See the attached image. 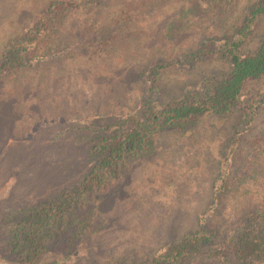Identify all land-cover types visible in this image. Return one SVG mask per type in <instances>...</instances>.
<instances>
[{
    "label": "rangeland",
    "instance_id": "374dc122",
    "mask_svg": "<svg viewBox=\"0 0 264 264\" xmlns=\"http://www.w3.org/2000/svg\"><path fill=\"white\" fill-rule=\"evenodd\" d=\"M74 1L78 9L50 22L38 20L51 0H0V67L1 55L37 22L44 23L45 33L33 54L50 55L0 73V191L9 187V197L0 205V254L10 261L20 258L7 254L8 216L50 197L74 194L92 162L90 147L113 134L121 116L135 112L141 118L150 94V102L163 107L229 72L226 60L212 54L184 68H168L152 93L140 76L156 60L192 53L203 38L215 49L240 24L247 0L236 5L218 1V9L197 19L181 17L188 0H96L90 7L93 0ZM263 38L261 18L242 51L253 52ZM96 114L100 116L91 118ZM49 118L62 121L37 132L38 123ZM151 142L149 152L126 157L115 194L112 188L105 194L75 195L79 201H73L71 216L66 214V231L48 244L45 259L73 256L71 264L149 261L200 230L199 219L208 213L213 188L223 175L229 191L208 223L215 231L213 244L223 243L224 259L197 255L179 264L238 263L226 241L241 233L247 220L250 224L264 216V78L245 86L229 115L156 133ZM28 143L30 151L19 150L22 155L16 151L14 157L8 150ZM71 158L79 159L82 169L67 180L37 178L38 169L47 171L50 160ZM24 162L29 167L21 169ZM48 184L54 186L52 195H32L35 185L41 192ZM76 231L80 235L72 240Z\"/></svg>",
    "mask_w": 264,
    "mask_h": 264
},
{
    "label": "trees",
    "instance_id": "16d2710c",
    "mask_svg": "<svg viewBox=\"0 0 264 264\" xmlns=\"http://www.w3.org/2000/svg\"><path fill=\"white\" fill-rule=\"evenodd\" d=\"M218 1L223 0H188L186 8L181 10V17L197 19V16L205 12L211 13L212 10L219 8ZM238 1L225 0V3L231 5L234 2L236 5ZM95 2L96 0H93L87 3V6L90 7ZM245 6L246 10L240 24L236 26L233 33L220 41L215 49L212 50L206 41L207 39L203 38L192 53L188 52L185 56H179L169 62L156 60L144 68L140 76L143 78V85L152 93L157 89L162 74L168 68H184L197 58L209 57L212 54H218L226 60L229 72L217 81H204L196 90H188L179 100L170 102L163 107L157 106V104L156 106L153 105L154 102L151 103L153 96L151 97L150 94L146 102L148 104L142 105L147 107L143 108L141 118L137 117L135 112H129L124 117L121 116L117 121L116 125L119 127H116L115 132L102 137L90 147L89 158L92 159V162L86 168L85 177L79 182L74 194L71 195L70 193V197H67L65 193L54 199L50 197L49 201L37 204L30 209H22L23 213L21 214L12 212L8 216L7 226L10 221L12 224L9 228L11 237L7 242V254L9 251V255H17L20 261H10L0 254V264H71L70 258L73 256L45 259L47 255L45 253L48 252L47 246L54 240L55 236L57 235L59 239L63 234L61 231L66 227L64 225L66 214L71 216L70 210L75 209L73 201H79V197L76 198L75 195L85 196L95 192L105 194L111 192L112 188L114 190L111 194H115L118 190L116 184L120 181L118 177L121 175L122 165L126 157L149 152L151 141L156 133L181 128L210 116L225 117L232 112L245 86L250 82L264 78V38L253 52L244 53L242 51L243 46L251 38L257 21L264 18V0H247ZM78 8L79 5L74 0H51L48 7L41 12L38 21L49 18L48 21L52 22L58 15ZM222 13L218 14L221 15ZM188 22L191 23L190 20ZM43 27V22H37L25 32L16 45L14 44L15 46H10L1 55L0 73L6 70H18L27 63L35 64L42 61L41 59L50 57L49 54H45L43 57L33 54L35 47L43 38L42 34L45 33ZM2 114L0 113V121H2ZM97 116L100 115L96 114L95 117L91 116V118ZM49 119H51L50 122L38 123L37 132L43 131L53 123L56 124L57 120L62 121L59 118ZM84 128L89 130L88 126ZM31 144L12 146L8 150L12 152V155L16 151L17 155H22V152L18 151L23 150V153L30 151ZM6 159L7 157L4 160ZM78 162L79 159L76 158L67 161L54 160L53 162L50 160L49 168H44L47 171L38 169L41 171L38 172L37 178H44L42 181H48V183L54 177L63 181L67 180L68 175L81 171L82 168ZM225 162L226 160H223V167ZM20 165L21 169L29 167L26 162ZM13 169L14 167L10 168V174ZM15 171L18 173L17 169ZM52 187L54 186L48 184L40 192L38 185H35L32 195H40L38 193H41L38 197L52 195L54 193ZM2 188L4 190L1 189L0 193L4 192V194L0 196V205L9 197V187ZM228 191L229 185L222 175L219 183L213 188V202L208 213L199 219L200 230L184 236L178 243L158 252L154 258L141 264H179L187 257L197 255L223 260L225 248H223L222 242V246L213 244L215 231L209 226L208 219L216 213L215 210L220 205V199ZM256 217L259 218L258 215ZM79 235L80 232L76 231L72 240L78 239ZM226 242H228L226 247L231 246L230 249L233 251V257L238 262L237 264H253L254 262L264 264V216L262 215L259 219L254 218L250 224L247 220V227L241 233L236 234L234 238H228Z\"/></svg>",
    "mask_w": 264,
    "mask_h": 264
}]
</instances>
